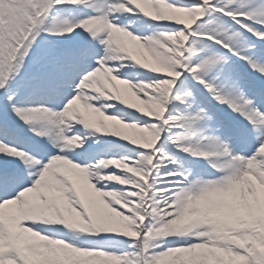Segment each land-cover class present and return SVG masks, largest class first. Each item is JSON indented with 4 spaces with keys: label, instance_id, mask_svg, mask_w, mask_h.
Masks as SVG:
<instances>
[{
    "label": "snow or ice",
    "instance_id": "obj_1",
    "mask_svg": "<svg viewBox=\"0 0 264 264\" xmlns=\"http://www.w3.org/2000/svg\"><path fill=\"white\" fill-rule=\"evenodd\" d=\"M0 264H264V0H0Z\"/></svg>",
    "mask_w": 264,
    "mask_h": 264
}]
</instances>
